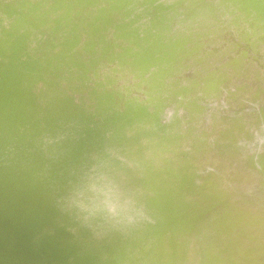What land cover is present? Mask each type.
Here are the masks:
<instances>
[{
	"label": "bare ground",
	"instance_id": "1",
	"mask_svg": "<svg viewBox=\"0 0 264 264\" xmlns=\"http://www.w3.org/2000/svg\"><path fill=\"white\" fill-rule=\"evenodd\" d=\"M238 1L211 0L216 17L198 9L179 18L177 0H144L99 55L74 62L58 82H39L29 54L8 57L0 66V264H264V217L242 193L232 203L214 189L216 179L197 181L201 155L237 153V140L252 136L242 103L231 115L216 111L251 90L249 103L264 100V13L239 11ZM223 30L237 34L226 48ZM211 54L219 66L207 62ZM249 116L264 133L263 105ZM184 144L196 156H184ZM246 159L264 170V146Z\"/></svg>",
	"mask_w": 264,
	"mask_h": 264
},
{
	"label": "rangeland",
	"instance_id": "2",
	"mask_svg": "<svg viewBox=\"0 0 264 264\" xmlns=\"http://www.w3.org/2000/svg\"><path fill=\"white\" fill-rule=\"evenodd\" d=\"M36 1L37 0H15L14 4H13V0H0V5L2 4L1 7H0V19L2 21L3 20L5 21L9 17L7 19L9 21L10 17H12L10 19V21L12 20V22H11L12 25L9 24L10 22H8V24L6 23L7 25L4 22V25L1 28L2 30L3 29L4 30L2 31L0 29V31H2L3 33L5 31L6 35L10 34L9 36H11V33H12L11 37L6 36L5 34H3V35L0 34V41L3 40V42L2 41L0 42V45L2 46V48H1L2 49V55H1L2 58L0 57V63H1L0 66L2 68V67H4L6 65V62H7V59H8L9 56H11V57L12 56L13 57H20V56L29 54V56H31L32 58H34L36 60L37 65H39V67H40L39 82H48V83H51L53 81L58 82L59 79L61 78V75L65 74V72L68 69L72 68L71 66H72V64L74 62L79 61V60H88V59H90L91 57H93L96 54L99 55V53H100V51L102 49L103 42H108V41L111 42L112 36L116 32V30L119 28V26L124 25L129 19L135 17L137 15V13L144 7V0H126V1L119 0L118 3H115V4L112 3L114 0H70V1L63 0V2L60 5L59 9L56 10L58 12L57 13L53 9H50V5L55 4L57 2V0L55 1V3L53 2L54 0H38L39 2L38 1L36 2ZM46 1L49 4H47ZM225 1H232V0H225ZM236 1H238V0H236ZM239 1L237 3V4H240L239 11L249 12V11H252L254 9V7H255V13L257 12V9H259L258 11H259L260 15H262L264 13V1L260 5L256 4L257 0H239ZM64 2H65V4L66 3H68V4L63 5ZM33 4H35V5H33ZM41 4H44L45 6L42 7L43 5H41ZM20 5H22V6H20ZM26 5H28V7ZM37 5H38V7H37ZM217 5H218L217 3L216 4L212 3L211 0H195L191 4H187V2L183 1V0H177L176 9L178 11L179 18H187L189 16V14L193 10H198V9H209L211 11L212 15L214 17H216L217 13H218V9H219ZM4 6H6L7 8L5 7V9H4ZM98 6H99V8H98ZM20 7L22 8L21 10H20ZM41 7H42L43 10L42 9L40 10ZM14 8H15V10H14ZM60 8H61V10H60ZM64 8H66V9H64ZM7 9H8V13L12 12L11 14H8V16H7ZM46 9L47 10L50 9L51 11H53V13L55 15L53 16V13L51 12V16H49L48 14H50V11H47ZM70 9L71 10L73 9L72 11L75 13V14L72 13L73 17L71 16V18L69 17L68 19H64V20L62 19L61 21H59V20L57 21L58 18L63 17L66 14V11L70 10ZM92 10L94 12H92ZM16 11L21 12V13L20 14L18 13L19 14L18 15L16 13ZM36 11H38V12H36ZM235 11H237V9ZM31 12L34 13V16H35L34 19H33V16L31 14ZM59 12H61V13L64 12L65 14L64 13L61 14ZM38 13L40 14V16L38 15ZM56 13L58 14V16H57ZM12 14H13V16H11ZM30 14H31L32 17L30 16ZM3 15H6V16H3ZM22 15H24V16H22ZM26 15L28 16L29 20L33 19L34 21L32 20L33 22H30L29 20H25L23 22L22 19H24L23 17H25V19H26L27 18ZM61 15H63V16H61ZM17 16H19L20 19ZM47 16L49 17L48 21L46 20ZM155 16H156L155 11H152L149 14L148 18H155ZM5 17H6V19H5ZM44 17H46V18H44ZM15 18H17V20H15ZM41 18H42V21H41ZM43 18L45 19V22H44ZM18 19H19V22H17ZM49 19H51V20H49ZM77 19L79 20V22H78ZM80 19L82 20V22H81ZM85 19H86V21H85ZM20 20L22 21V24L25 23L26 26L24 24L22 26V28H19L22 25ZM37 20H40V21H37ZM13 21L17 22V25L15 23L16 26L13 25L14 24ZM27 21H29V22H27ZM51 21L52 22L55 21L54 22L55 23L54 26H52L53 23ZM34 22H36V23L38 22V23L36 24ZM41 22L43 24H41ZM47 22H49V23H47ZM60 22H62V23L59 25ZM30 23L36 24V26H37V30L35 29L36 28L35 25L33 26L31 24L34 29L31 26H29V27H31L30 29H32V37H31V34H29V32L31 33V30L29 31V27L27 26V25H30ZM63 23H65V24H63ZM66 23H68V24H66ZM69 23L71 25H69ZM78 23H79V25H78ZM83 23H85V24H83ZM48 24L51 25L50 26L52 28V29L50 28L51 30L50 29L48 30V26H49ZM18 25H20V26H18ZM64 25H66L65 29L63 27ZM4 26L5 27L8 26V27L4 28ZM38 26L39 27L40 26L43 27L42 30ZM92 26H93V28H91ZM234 26L236 27L235 24L232 25V27H234ZM9 27H11L12 29H9ZM25 27H27L28 30ZM45 28H46V31L43 30ZM86 28H88V29H86ZM15 29L18 30V31H13ZM24 29L26 31H29L28 32L29 35H27V32L24 31ZM59 29H60V32H59ZM62 29H63V31H62ZM228 29H231V28L228 27ZM11 30H12V32H11ZM20 30H23V31H20ZM40 30L44 33L45 36L43 35V33ZM223 31H225V32H223ZM223 31L222 32L219 31V33H218V34H220L219 38H220V41H221V47L227 45L230 42L233 43L232 41H234L235 37H237L236 33H234L235 34L234 35V34L227 33V32H229V30H223ZM2 32H0V33H2ZM7 32H9V33L7 34ZM13 32L14 33L18 32V33L13 35ZM22 32L25 33V34H23ZM46 32L49 33V35H47V37H46ZM58 32H59V37H58ZM69 32H70V34H69ZM64 33L68 34V35H66L68 37H66ZM18 34H20V36ZM22 34L23 35H27L29 38L27 36L24 37ZM50 34H51L52 38L50 37ZM15 35L16 36L18 35V36L15 38ZM40 35L44 36L45 41H44L43 36H40ZM83 35H84V37H83ZM63 36L66 37V38H63ZM2 37H4V39ZM18 37H19V40H21L20 37H22V38L24 37L23 39H25L26 41H27V39L32 38V41L30 39V40H28V42L30 41V43L32 42L33 44H30V43L26 42L25 40H24L25 42H21V41H23V39L20 42L18 40L19 44H16ZM59 38H61V40L63 39L62 43H66L67 44L66 48L63 47L60 51H58V52L61 53L62 56L60 55V53H58L56 51V47L61 44V40ZM68 38H71V40L68 39ZM227 38L230 41L227 40ZM6 39H7V41H5ZM14 39H16V41H14ZM37 39H38V42H37ZM41 39H43V41ZM40 40H41V42H39ZM48 40H50V41H48ZM7 42H8V44H7ZM48 42H50V44H48ZM58 42H59V44H58ZM13 43H14V46L16 47L15 51H14ZM20 44H22V45L20 46ZM44 44H45V48H44ZM23 45H24V47H23ZM25 45H26V47H25ZM30 45H32V47ZM28 47H30V49ZM47 47H49V48H47ZM20 48L23 49L22 50L23 53L20 51L21 50ZM24 48H26L27 52H26V50ZM225 48H226V46H225ZM16 50H17V52H16ZM35 51L37 52L36 54H35ZM5 52H6V54L8 53L6 56H5ZM31 52H32V54H30ZM49 52L54 53V54L51 56V53H49ZM3 54H4V56H3ZM38 55H40L41 57H39ZM2 64H3V66H2ZM92 106H93V103L91 101H88V107H92ZM232 113H233V111H232ZM232 113H230L228 115H231Z\"/></svg>",
	"mask_w": 264,
	"mask_h": 264
},
{
	"label": "water",
	"instance_id": "3",
	"mask_svg": "<svg viewBox=\"0 0 264 264\" xmlns=\"http://www.w3.org/2000/svg\"><path fill=\"white\" fill-rule=\"evenodd\" d=\"M226 50L228 52V48ZM224 55L225 58H229L230 54L229 52H224ZM207 62L213 64L214 66H219L221 64L219 61L215 60V58H212V54L210 55V58L207 60ZM251 67L254 68L258 66L252 65ZM193 70H196L195 66L191 69H185L184 73H189V71L193 72ZM260 73L263 75L264 70H261ZM234 77L235 78L233 79V82H231V85H229L231 90L235 89V85L238 84L239 77ZM242 79L244 81L248 79V84L250 85L249 87L256 89V80L254 81L248 76L247 79ZM261 87L264 89V84H262ZM223 91L225 92V90ZM252 92L253 91L251 90L247 96H238L240 101L237 104H231L224 107V112H221L220 110L216 111L218 116L222 115V113H224V115H228L232 113L233 109L239 108L240 104L242 103L244 109H242L240 112L242 114L241 118L243 119L241 121L251 122L249 128L252 132V136L250 138H240L237 140V146L239 147L237 153L223 152L217 154V152H215L216 150H214L213 152L209 151L208 153H205V155H201L200 165L198 166L200 171L197 172L199 177H201L197 181L216 179L220 184L217 185V183H215L214 189H218L220 187L223 188L225 193L228 194V198H230L232 203H235V198L242 193L248 203L254 206L252 207V213L264 217V170L260 169L259 163L256 161L254 162V168H251V162L247 161L246 159L248 154L256 156L257 151H260L264 146V133L261 132L262 130H260V128L258 129L257 125L252 120V117L249 116V114H252L253 109L261 105H263L264 108V100L257 103H249L248 98H250V94H252ZM261 92L262 90H260L258 93L262 95ZM220 101V103L225 102L224 96ZM210 105L212 109H214L215 106H219V102H213ZM183 150L184 156H196L195 152L190 149L189 144H184ZM169 156H172V154H169Z\"/></svg>",
	"mask_w": 264,
	"mask_h": 264
}]
</instances>
